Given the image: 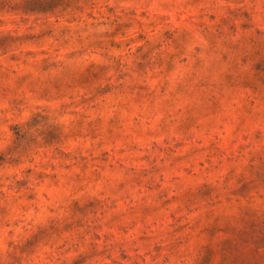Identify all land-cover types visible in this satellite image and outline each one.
Masks as SVG:
<instances>
[{
  "label": "rangeland",
  "instance_id": "374dc122",
  "mask_svg": "<svg viewBox=\"0 0 264 264\" xmlns=\"http://www.w3.org/2000/svg\"><path fill=\"white\" fill-rule=\"evenodd\" d=\"M0 264H264V0H0Z\"/></svg>",
  "mask_w": 264,
  "mask_h": 264
}]
</instances>
